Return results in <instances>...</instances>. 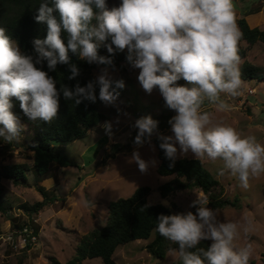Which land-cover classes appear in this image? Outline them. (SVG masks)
<instances>
[{
	"label": "clouds",
	"instance_id": "1",
	"mask_svg": "<svg viewBox=\"0 0 264 264\" xmlns=\"http://www.w3.org/2000/svg\"><path fill=\"white\" fill-rule=\"evenodd\" d=\"M52 2L51 7L41 3L35 16L36 22H46L48 29L46 39L33 41L35 63L0 27V137L11 142L23 128L11 111L13 97L31 120L51 122L57 117L56 83L35 64L47 61L48 69L55 71L58 63L69 64L70 50L89 64L112 66L110 56H98L97 49L103 45L110 54L127 49L126 59L132 68L140 70L137 79L144 91L151 94L158 88L166 106L176 112L169 120L173 136L158 133V121L151 116L137 119L135 144L142 145L146 140L150 143L155 134L166 158L173 162L177 144L181 154L190 151L198 160H222L219 174L223 175L225 169L230 171L245 189L250 176L264 174V145L231 126L213 124L210 114L201 110L205 100L220 111L228 110L230 106L221 94L238 95L242 86L238 68L241 33L233 0H122L111 10L106 0ZM54 11L59 12V22ZM62 30L68 34L67 46L61 39ZM69 69V79L80 74L74 64H69ZM180 79L192 87L178 85ZM97 84L99 99L106 106L115 104L119 97L116 89L125 86L123 79L114 81L105 67L95 81L84 87L79 83L74 90L64 87L63 96L75 98L77 104L84 99L95 102ZM110 127L106 125V130ZM132 159L142 173L147 171L149 165L138 152ZM208 203L206 197H199L192 204L199 205L196 214L159 215L156 231L178 245L182 264H249L251 248L236 250L234 246L238 225L220 221ZM203 240L212 241L207 250L192 251Z\"/></svg>",
	"mask_w": 264,
	"mask_h": 264
},
{
	"label": "rangeland",
	"instance_id": "2",
	"mask_svg": "<svg viewBox=\"0 0 264 264\" xmlns=\"http://www.w3.org/2000/svg\"><path fill=\"white\" fill-rule=\"evenodd\" d=\"M121 2L122 0H106L109 10L119 7ZM233 5L236 23L238 18L248 17L250 21L258 20L257 27L264 29V0H233ZM241 48L247 51V61L264 67L263 44L258 43L247 49L244 42ZM243 61H239V69ZM93 63V75L97 79L104 67ZM108 70L113 80L124 79L126 92L114 105L106 106L103 102L100 103L102 111L110 118L109 123L100 124L83 140L62 145L66 155L77 167L53 166L50 176L39 182L30 170L28 182L24 186H15L10 180H2L9 212L7 215L0 212V264H52V258L61 264H67L76 255L81 238L106 225L108 204L130 197L140 187L147 186L152 189L149 196L151 205L163 204L169 208L176 206L173 215L188 212L196 214V207L199 205L192 207L193 202L199 197L207 198L199 190L180 191L167 199L161 198L158 187L170 181L172 177L158 175L160 162L158 150L153 142L157 136L154 134L150 143L146 140L142 145H137L134 140L138 129L134 125L137 119L151 116L153 120L158 121V133L173 136L169 120L176 112L166 106L158 88H154L151 94L144 91L137 79L140 70L132 68L130 63H125L123 68L118 70ZM184 82L186 81L180 79L177 84ZM221 99L230 106L228 110L220 111L207 100L201 109L210 114L213 124L231 126L242 136L255 137L257 143L264 145V81H242L238 95L222 93ZM19 123L26 130L24 135H19L11 142L0 137V165H33V152L27 149L33 132L27 125ZM106 125L111 126L110 131L106 130ZM176 147L175 159H196L190 151L181 154L178 144ZM134 152H138L140 158L148 163L146 172L142 173L132 159ZM152 161H155L154 165ZM202 162L224 186V198L238 200V205L234 208L215 210L220 221L238 225L239 235L234 240L235 249L250 247L252 254L249 264H264V174L250 176L249 186L245 189L240 186L238 176H233L230 171L225 169L223 175L219 174L223 169L222 160L212 161L205 157ZM40 186L45 187L49 198H55L56 201L51 202L38 214L23 213L18 209L21 204H34L43 200L37 191ZM28 223L38 234V242L21 252L20 249H15L10 236L18 224ZM245 228H248L247 232L244 231ZM151 241L152 239L138 240L120 246L114 254L115 262L176 264L180 260L176 251L168 252L164 261L153 258L146 250ZM208 241L212 243L211 240ZM83 264L104 263L101 259H93L86 260Z\"/></svg>",
	"mask_w": 264,
	"mask_h": 264
},
{
	"label": "trees",
	"instance_id": "3",
	"mask_svg": "<svg viewBox=\"0 0 264 264\" xmlns=\"http://www.w3.org/2000/svg\"><path fill=\"white\" fill-rule=\"evenodd\" d=\"M45 2L50 7L53 6L52 0H0V27L6 30V35L16 43L23 55L33 57L34 63L36 53L33 48V41L36 38L46 39L48 31L46 22L38 23L35 20L41 3ZM93 9L94 12H99L95 6H93ZM53 15L59 22V12L54 11ZM92 23L95 25L97 22L93 20ZM237 25L241 33L238 42L239 61L244 60L239 69L240 78L242 81L263 82L264 67L255 66L247 61V51L241 48V44L245 42L247 49L253 48L258 43L264 45V29L252 27L244 17L237 21ZM61 39L67 46L68 34L64 30L61 32ZM108 43H110V40ZM97 52L98 56H110L113 61L112 66L101 64L104 68L108 67V69L114 71L123 68L125 63H129L126 59L127 49L124 51L116 50L114 54H110L106 47L100 45ZM68 55L69 64L76 65L80 71L75 79L68 78L71 75L69 64L58 63L55 71L48 69L47 61L35 64L37 68L47 72L54 79L59 93V110L57 117L51 122H44L39 119L31 120L20 108V102L14 97L11 99L13 114L18 117L19 122L32 129L33 133L29 139L30 145L27 149L33 152L34 159L32 166L26 163L0 165V212L2 214L7 215L9 212L4 197L5 187L2 180H10L15 186H24L28 182V172L30 170L39 182L41 179L50 176L53 166L62 168L77 167V164L66 155L65 148L62 145L87 138L91 130L110 120L109 116L101 109L98 84L95 85V95L97 97L95 102L84 99L77 104L75 98H64L62 91L64 87L74 90L77 83L84 87L89 81L96 80L93 75L94 63L89 64L70 50ZM120 79L123 78L117 80ZM181 86L189 87V84L184 82ZM112 87L115 88V84ZM116 91L119 92L118 99H121L125 95L126 85L122 89H116ZM25 131L23 127L20 135H24ZM153 142L158 150L160 162L157 169L158 175L166 178L172 177L170 181L158 187L162 199H167L180 191L199 190L207 196L208 206L214 210L227 207L234 208L238 205V200L224 198V186L206 168L202 160L179 158L173 162L166 158L165 152L159 146L160 141L154 138ZM37 191L42 195V201L34 204L26 202L21 204L18 209L27 215H34L40 213L51 202L56 201L55 198H49L45 187L40 186ZM151 193L152 189L150 187H140L130 197L109 203L106 225L85 234L78 243L76 255L67 264H83L86 260L93 259H101L104 264H117L114 260L117 249L138 240L152 239L146 246V250L153 258L161 261L166 259L170 251L179 253L177 244L165 239L156 231L158 216L161 214L173 215L177 207L169 208L163 204H149L148 198ZM25 225L30 224H18L17 228L21 229ZM210 244V241L203 240L192 251H198L201 248L207 250ZM29 247L30 245L22 247L20 251H25ZM51 261L52 264H61L55 258H52ZM176 264H182L181 259Z\"/></svg>",
	"mask_w": 264,
	"mask_h": 264
},
{
	"label": "built area",
	"instance_id": "4",
	"mask_svg": "<svg viewBox=\"0 0 264 264\" xmlns=\"http://www.w3.org/2000/svg\"><path fill=\"white\" fill-rule=\"evenodd\" d=\"M15 249L33 246L38 242V234L31 225H25L23 228H16L10 236Z\"/></svg>",
	"mask_w": 264,
	"mask_h": 264
},
{
	"label": "crops",
	"instance_id": "5",
	"mask_svg": "<svg viewBox=\"0 0 264 264\" xmlns=\"http://www.w3.org/2000/svg\"><path fill=\"white\" fill-rule=\"evenodd\" d=\"M243 18V17H242ZM247 20H248V22L250 23V25L252 26V27H257V23H259V22H257L258 20H254V19H252L251 21H253V23L248 19V17H245ZM241 19V18H240ZM238 20H239V18H238ZM237 20V21H238ZM252 24H254V26L252 25ZM238 26V25H237ZM239 28V27H238ZM108 123H109V121H108ZM109 137V136H108ZM148 202H149V198H148ZM150 204V203H149Z\"/></svg>",
	"mask_w": 264,
	"mask_h": 264
}]
</instances>
